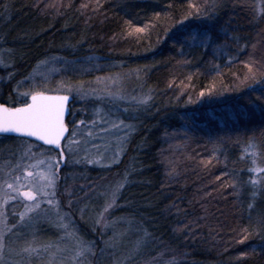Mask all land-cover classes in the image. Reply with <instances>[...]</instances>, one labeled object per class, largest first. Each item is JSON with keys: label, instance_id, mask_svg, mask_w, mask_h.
<instances>
[{"label": "trees", "instance_id": "obj_1", "mask_svg": "<svg viewBox=\"0 0 264 264\" xmlns=\"http://www.w3.org/2000/svg\"><path fill=\"white\" fill-rule=\"evenodd\" d=\"M251 5L264 11V0H0V103H23L17 80L51 55L103 65L65 84L136 76L150 97L127 117L134 130L117 163L60 160L58 195L85 237L82 185L127 177L113 211L148 233L145 255L264 264V173L250 182L264 169V15ZM190 32L211 43H184Z\"/></svg>", "mask_w": 264, "mask_h": 264}, {"label": "rangeland", "instance_id": "obj_2", "mask_svg": "<svg viewBox=\"0 0 264 264\" xmlns=\"http://www.w3.org/2000/svg\"><path fill=\"white\" fill-rule=\"evenodd\" d=\"M41 61L47 63L41 64ZM69 61L72 63H68ZM7 65L8 60L0 56V66ZM101 66L103 65L90 57L73 61L51 55L35 62L25 75L17 80L18 84L14 92L15 97L20 99H26L22 94L25 92L30 94L33 90H47L73 97V107L66 121L68 130L60 141L63 161L68 160L76 164L85 163L95 167L115 164L124 153L134 130L133 123L128 118L134 114V107L139 105L137 101L147 96V93L140 88L136 76L126 77L109 73L87 83H70L73 85L71 92L57 91L62 82L60 79L64 76L70 73L94 71ZM104 67L108 69L111 64ZM108 92L120 98H111L107 95ZM126 125L132 127L127 128ZM73 132L76 133L75 136ZM4 137L6 136L0 135V143ZM14 138V144L12 140H5L9 144L6 147V143L2 144L0 148V184L5 179L8 183L15 184L14 178L20 176L21 180L17 186L20 191H28L30 186L24 179L25 172L44 170L28 166L34 164L36 160H47L59 165L61 155L58 150L42 145L36 140L18 136ZM17 164L20 165L19 168L16 167ZM254 169L257 171L252 172L253 179L258 180L260 172L258 170L261 168L255 166ZM118 184L120 182L116 178H100L96 182L92 181L82 185L83 196L86 195L88 198L75 214L78 219L79 217L88 219L85 224L87 230L85 233L87 235L91 233L88 238L84 236L72 215L62 207L57 187L54 202H60L62 214H70L64 220L65 224H69L66 230L58 226L55 210L52 213L47 211L46 202L42 204L37 214H32L30 219L21 221L19 213L24 208L22 198L16 196L15 193H10L16 198L5 203L3 192L0 191V213L4 214L0 216V230L3 231L4 245L0 253V264H116L124 257H131L126 264H167L170 262L160 259L162 256L159 254L151 257L142 252L148 240L144 237L145 230L131 218L115 214L113 211L115 204L102 219L100 218L106 202H110V196L105 194H110L112 188ZM98 219L99 223L96 222ZM5 223L7 228L4 227ZM46 229L48 232L45 231ZM67 232H73L74 235L70 238ZM47 233H50L49 236ZM141 237H144V243L137 249L136 241ZM78 240L89 245L92 252L73 260L78 250ZM96 241L99 244L97 247ZM29 246L38 251L31 255L22 251ZM46 246L50 247L46 248Z\"/></svg>", "mask_w": 264, "mask_h": 264}, {"label": "snow or ice", "instance_id": "obj_3", "mask_svg": "<svg viewBox=\"0 0 264 264\" xmlns=\"http://www.w3.org/2000/svg\"><path fill=\"white\" fill-rule=\"evenodd\" d=\"M254 11L259 14L264 15V11H260L256 5H251ZM191 15V14H190ZM183 24V22H179ZM138 31H143V29H138ZM184 43H190L192 46L203 45L205 48L211 43V37L205 33L190 32L185 35ZM219 51V49H217ZM41 64H46V61H41ZM68 63H72L69 61ZM99 79V78H98ZM73 85L68 83L65 84L61 82L57 91L67 90L71 92ZM24 97L27 98V102L19 104V106L10 107L6 103H0V133H14L26 137H35L40 141H43L47 145H55L59 147L61 139L65 136V132L68 130L65 124V112H66V102L69 100L68 95H50L47 90H33L31 93H23ZM107 95L111 98L118 99L119 96L108 92ZM203 95V93L201 94ZM264 98V97H261ZM150 97L145 96L139 101L138 104H147ZM125 127L131 128V125H126ZM76 133L73 132V136ZM91 162V161H90ZM17 168L20 167L19 164L16 165ZM33 169H41L43 171L38 172H25L24 179L28 182L30 190L20 191L17 186L21 180L20 176H16L14 179L16 183H8L7 179L0 184V191L3 192L4 202L8 200L15 199V196L10 195V193H15L16 196L22 198L24 201L23 211L19 213L20 220L30 219L32 214H37L43 203L46 202L48 208L47 211L52 213L55 210L56 221L59 222L58 226L63 229H67L69 224H65L64 220L68 217L69 213H61V205L59 201L54 202L56 196V181H57V168L58 165L47 160H36L32 165H29ZM251 171H257L253 169ZM264 173V169L258 170ZM7 176V174H6ZM39 178L38 180L36 178ZM127 182V177H125L124 182L116 185L112 188L111 193H106L105 195L110 196V202H106L103 210L100 213V218L104 217V214L113 208L117 194L125 186ZM255 187L260 183L259 180L253 179L250 181ZM51 189V191H49ZM51 197V198H50ZM71 201H69V206H71ZM0 216H4L0 213ZM97 223L100 222L98 219ZM264 223V221H262ZM7 228V224H4ZM67 235L71 238L74 233L67 232ZM148 233H144V237H147ZM144 237L137 239L135 247L138 249L144 243ZM3 231L0 230V253L3 250ZM50 247V246H46ZM77 252L76 256L72 259L75 260L76 257H83L88 253L92 252V248L85 244L82 240L77 241ZM23 252L31 255L37 252L38 249L32 247H26L22 250ZM131 257H124L122 260L117 261L116 264H126L127 260Z\"/></svg>", "mask_w": 264, "mask_h": 264}, {"label": "water", "instance_id": "obj_4", "mask_svg": "<svg viewBox=\"0 0 264 264\" xmlns=\"http://www.w3.org/2000/svg\"><path fill=\"white\" fill-rule=\"evenodd\" d=\"M49 94V93H48ZM50 95H63V94H50ZM69 100H70V98H69ZM69 100L66 102V112H65V115H66V113H67V103L69 102ZM19 106V105H18ZM12 107H15V106H12ZM5 134H14V133H5ZM17 135H19V134H17ZM32 138H35V137H32ZM35 139H37V138H35ZM38 140V139H37ZM40 141V140H39ZM42 143H44L43 141H41ZM53 146H55V145H53Z\"/></svg>", "mask_w": 264, "mask_h": 264}]
</instances>
